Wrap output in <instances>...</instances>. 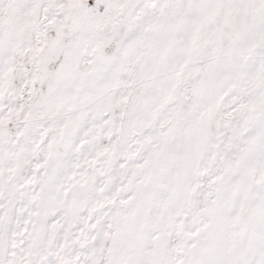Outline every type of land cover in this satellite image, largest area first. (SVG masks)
Wrapping results in <instances>:
<instances>
[{"label":"snow or ice","instance_id":"obj_1","mask_svg":"<svg viewBox=\"0 0 264 264\" xmlns=\"http://www.w3.org/2000/svg\"><path fill=\"white\" fill-rule=\"evenodd\" d=\"M0 264H264V0H0Z\"/></svg>","mask_w":264,"mask_h":264}]
</instances>
